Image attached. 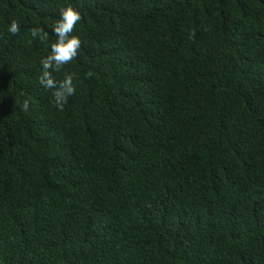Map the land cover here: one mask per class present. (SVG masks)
<instances>
[{
    "label": "trees",
    "instance_id": "obj_1",
    "mask_svg": "<svg viewBox=\"0 0 264 264\" xmlns=\"http://www.w3.org/2000/svg\"><path fill=\"white\" fill-rule=\"evenodd\" d=\"M0 264H264V0H0Z\"/></svg>",
    "mask_w": 264,
    "mask_h": 264
},
{
    "label": "clouds",
    "instance_id": "obj_2",
    "mask_svg": "<svg viewBox=\"0 0 264 264\" xmlns=\"http://www.w3.org/2000/svg\"><path fill=\"white\" fill-rule=\"evenodd\" d=\"M82 17L79 11L72 6L62 8L59 18L52 25V31L56 40L50 44V53L40 60L41 75L39 84L52 91L54 106L62 111L67 104L69 97L75 94V85L73 84L74 73H65L62 80H57L53 73L60 72L63 67L70 64L78 56L81 48V40L73 35L76 25ZM20 25L18 21L13 20L9 25L8 32L12 35L19 34ZM31 36L33 39H39L42 43L48 42V34L40 28H32ZM29 107V101L23 103L24 110Z\"/></svg>",
    "mask_w": 264,
    "mask_h": 264
}]
</instances>
